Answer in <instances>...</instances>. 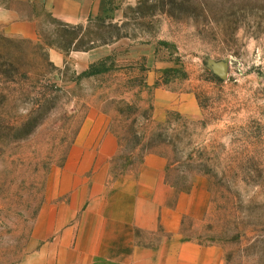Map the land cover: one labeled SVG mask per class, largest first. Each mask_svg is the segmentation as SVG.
Masks as SVG:
<instances>
[{
	"label": "rangeland",
	"instance_id": "374dc122",
	"mask_svg": "<svg viewBox=\"0 0 264 264\" xmlns=\"http://www.w3.org/2000/svg\"><path fill=\"white\" fill-rule=\"evenodd\" d=\"M40 21L28 38L0 27V264L34 254L46 204V225L76 204L81 220L73 195L105 192L113 148L111 181L163 157L194 192L184 234L264 264V0H108L84 24Z\"/></svg>",
	"mask_w": 264,
	"mask_h": 264
},
{
	"label": "crops",
	"instance_id": "0c3cea01",
	"mask_svg": "<svg viewBox=\"0 0 264 264\" xmlns=\"http://www.w3.org/2000/svg\"><path fill=\"white\" fill-rule=\"evenodd\" d=\"M108 0H10L0 7V27L8 37L28 38L37 33L41 13L69 25L100 16ZM97 172L105 192L73 195L89 203L70 207L63 220L46 223V204L33 233L34 254L23 264H225L218 246H205L183 231L194 192H182L167 181L166 159L149 155L130 175L110 178L109 159ZM88 171L90 170L87 169ZM86 173L80 172V177ZM59 208V207H58ZM75 225H71L72 221Z\"/></svg>",
	"mask_w": 264,
	"mask_h": 264
}]
</instances>
